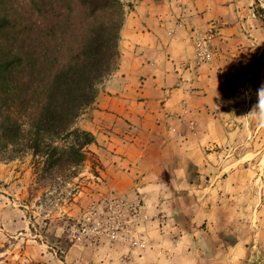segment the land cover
<instances>
[{
    "label": "crops",
    "instance_id": "crops-1",
    "mask_svg": "<svg viewBox=\"0 0 264 264\" xmlns=\"http://www.w3.org/2000/svg\"><path fill=\"white\" fill-rule=\"evenodd\" d=\"M241 1L137 0L121 31L118 67L80 117L97 138L99 150H91L107 156L102 169L114 171L110 182L140 203L134 233L143 245L123 264H264L257 241L212 239L228 227L216 222L212 197L196 195L212 186L204 173L217 169L214 148L230 136V123L243 118L236 109L244 98L230 90L244 84L256 51L223 23ZM210 30V55L201 59L196 39ZM114 253L108 246L78 247L61 263L120 264Z\"/></svg>",
    "mask_w": 264,
    "mask_h": 264
},
{
    "label": "rangeland",
    "instance_id": "rangeland-1",
    "mask_svg": "<svg viewBox=\"0 0 264 264\" xmlns=\"http://www.w3.org/2000/svg\"><path fill=\"white\" fill-rule=\"evenodd\" d=\"M123 1L129 16L137 0ZM238 5L224 13L227 21L223 23L230 28V33L256 51V59L248 60L249 65L244 69V84L230 90L233 95L244 98L245 105L236 109L238 116L243 118L230 123V136L214 148L220 152L217 169L204 173L210 178L207 184L212 181V186L208 192L203 187L196 188H201L196 195L211 196L216 222L223 223L225 229L228 227L212 239L224 242L223 235H226L229 245L238 237L250 246H253L252 240L257 241L260 247L264 246V115L258 110V90L264 86V0H242ZM215 26L217 32L223 27L219 22ZM81 122L79 119L82 127ZM91 148L99 150L96 145ZM93 153L88 154L78 175L68 181L41 179L31 153L13 160L0 159V264L6 261L11 264H62L61 258L65 259L73 248L100 246L114 248L115 258L123 264L133 249L143 245V238L133 232L132 237L124 240H110L105 235L97 240L73 236L77 235L75 229L93 223L103 225L111 217L116 220L113 222L127 223L130 210L120 202L112 203L113 198L120 197L134 205L126 199L123 187L110 182L114 171L106 168L107 164L102 169V158L107 156ZM238 223L242 226L237 228ZM132 229L136 231V225ZM252 229L261 232L260 240L253 239L257 234ZM134 239L138 240L137 245H133ZM260 261L245 260L242 264H259Z\"/></svg>",
    "mask_w": 264,
    "mask_h": 264
},
{
    "label": "trees",
    "instance_id": "trees-1",
    "mask_svg": "<svg viewBox=\"0 0 264 264\" xmlns=\"http://www.w3.org/2000/svg\"><path fill=\"white\" fill-rule=\"evenodd\" d=\"M126 17L123 0H0V159L78 175L97 144L78 121L118 67Z\"/></svg>",
    "mask_w": 264,
    "mask_h": 264
},
{
    "label": "built area",
    "instance_id": "built-area-1",
    "mask_svg": "<svg viewBox=\"0 0 264 264\" xmlns=\"http://www.w3.org/2000/svg\"><path fill=\"white\" fill-rule=\"evenodd\" d=\"M213 35V31L210 30L209 33L203 37V39L201 38H197L196 39V45H197V51L198 54L200 56L201 59H205L207 57H209L210 55V49H209V45L208 42L210 41V37ZM122 203L123 205H127L126 209L130 210L129 214V219H127V223H122V222H113L116 220H113V218L111 217L108 221H105L103 225H101L100 223H93V224H88V226L85 227H81V228H77L75 229V231H77V235L74 234V237H77L79 235L84 236V237H89V239H101L102 237H104V235L106 236V238L110 239V240H117V239H127L128 237H132V232L134 233V230L132 229L134 223L137 222V218L139 215V208H140V203H131V205L127 202L124 201V199L122 200V198L118 197V198H113L112 203ZM111 203V204H112ZM116 223V224H115ZM120 228V231H119ZM133 245H137L138 244V240L134 239L132 240ZM142 245V244H141Z\"/></svg>",
    "mask_w": 264,
    "mask_h": 264
},
{
    "label": "clouds",
    "instance_id": "clouds-1",
    "mask_svg": "<svg viewBox=\"0 0 264 264\" xmlns=\"http://www.w3.org/2000/svg\"><path fill=\"white\" fill-rule=\"evenodd\" d=\"M258 110L261 115H264V86L258 90Z\"/></svg>",
    "mask_w": 264,
    "mask_h": 264
}]
</instances>
